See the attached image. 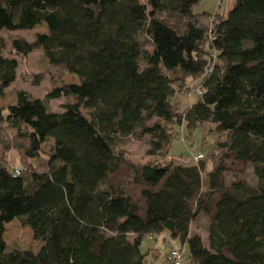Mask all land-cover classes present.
Listing matches in <instances>:
<instances>
[{
    "label": "trees",
    "instance_id": "16d2710c",
    "mask_svg": "<svg viewBox=\"0 0 264 264\" xmlns=\"http://www.w3.org/2000/svg\"><path fill=\"white\" fill-rule=\"evenodd\" d=\"M202 1L0 0V100L35 50L78 79L0 108V264H147L159 250L141 247L158 235L186 246L187 264H264V0L214 14ZM192 93L186 109L174 102ZM205 124L223 138L205 159L166 161L178 129L192 142ZM129 138L153 159L132 163ZM204 218L206 241L189 234ZM14 220L38 252L7 249ZM182 248L167 256L184 262Z\"/></svg>",
    "mask_w": 264,
    "mask_h": 264
},
{
    "label": "rangeland",
    "instance_id": "374dc122",
    "mask_svg": "<svg viewBox=\"0 0 264 264\" xmlns=\"http://www.w3.org/2000/svg\"><path fill=\"white\" fill-rule=\"evenodd\" d=\"M230 0H203L199 6L196 7L197 11H206L210 13L216 12H227L230 8ZM43 30V26L36 27L32 30H25L19 32H13L12 36H21L28 41H31L34 37V34ZM11 36V37H12ZM0 37L5 40H9V37L5 33H0ZM149 50H151L149 48ZM38 77L42 78V81L39 85H32L33 81ZM78 83V79L74 75H68L63 72L61 68L50 65L42 50H35L29 54L26 58L19 59V66L17 69V78L12 86L7 90V95L0 100V108H6L14 102V94L18 90H25L33 98L43 99L48 91H50L54 86H60L63 84H72ZM197 97L193 95L181 96L176 95L174 102L178 103L182 110L186 109L189 104L196 102ZM66 102L65 99L51 100L48 101V107L51 111H60L62 105ZM179 135L173 141L169 155L166 158V161H172L174 163L191 165L192 163H198L200 160L206 158V153L210 152L212 149V140L223 139L217 137L214 134L210 126L205 124L201 128H197L193 133V141L188 142L185 139L186 131L181 128L178 129ZM207 139V145L204 146V149L201 150L203 146V139ZM121 151L124 155L129 156L130 161L135 164H145L150 162L153 158L149 157L147 152V145L145 140H136V139H126L122 143ZM1 149V148H0ZM198 154H202L203 157L198 162H195L193 158ZM7 159L13 165L16 166L17 155L14 151L10 150L6 155ZM163 161V160H158ZM21 167V166H20ZM24 168V165H23ZM236 168L243 171L242 176L248 182L253 183L255 178L252 173V168L250 166L244 167L243 165L236 164ZM22 169V168H19ZM239 170L237 172H239ZM199 226H193L192 233H199L204 241H206V219H202L199 223ZM4 241L7 246V249H20V250H30L32 252H38L42 246V242L35 240L32 234V231L28 227H23L18 220L6 225V232L4 234ZM152 241L144 240V243L141 247L143 252H146ZM155 244L159 250V258L155 259L153 257H148L147 264H153V261L156 260V264H168L167 253L171 247L182 248L185 254L183 264H187V247L182 246L178 241L172 243L165 242L163 236L158 235L155 237Z\"/></svg>",
    "mask_w": 264,
    "mask_h": 264
},
{
    "label": "built area",
    "instance_id": "2783aa9c",
    "mask_svg": "<svg viewBox=\"0 0 264 264\" xmlns=\"http://www.w3.org/2000/svg\"><path fill=\"white\" fill-rule=\"evenodd\" d=\"M202 157H203L202 154H198L193 158V160L195 162H198L200 159H202ZM167 260L169 264H183L182 254L176 249H173L169 252L167 256Z\"/></svg>",
    "mask_w": 264,
    "mask_h": 264
},
{
    "label": "crops",
    "instance_id": "0c3cea01",
    "mask_svg": "<svg viewBox=\"0 0 264 264\" xmlns=\"http://www.w3.org/2000/svg\"><path fill=\"white\" fill-rule=\"evenodd\" d=\"M190 105H191V104H189V106H190ZM192 229H193V226L190 227V231H189L190 236L200 235L199 233H195V234H193V233H192V232H193ZM200 236H201V235H200ZM147 240H148V241H152V242H151V246H150V248L148 249L149 251H153L154 249H158L157 246H156V244H155V242H154V241H155V238H151V239L147 238ZM153 264H156V260L153 261Z\"/></svg>",
    "mask_w": 264,
    "mask_h": 264
}]
</instances>
